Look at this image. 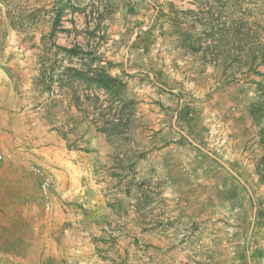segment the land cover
Masks as SVG:
<instances>
[{
    "label": "rangeland",
    "instance_id": "1",
    "mask_svg": "<svg viewBox=\"0 0 264 264\" xmlns=\"http://www.w3.org/2000/svg\"><path fill=\"white\" fill-rule=\"evenodd\" d=\"M193 2L192 18L167 15L164 38L158 32L154 44L157 62L139 70L123 62L128 50L114 2L0 0V109L18 122L14 142L49 148L38 165L52 183L47 214L57 156L93 157L76 185L91 186L101 211L94 230L66 223L56 231L74 254L82 243L69 240L77 232L87 238L84 254L67 264H264V0ZM238 11L240 30L223 32L220 12L231 23ZM99 66L124 83L121 149L95 132L99 116L72 70ZM76 91L85 109L74 106ZM235 104L256 125L262 156L255 169L247 156L224 155L218 141V122L231 120ZM205 108L214 110L210 126L186 119ZM194 129L197 142L188 140ZM240 133L247 146L248 129ZM14 258L1 262L33 264L30 255Z\"/></svg>",
    "mask_w": 264,
    "mask_h": 264
},
{
    "label": "crops",
    "instance_id": "2",
    "mask_svg": "<svg viewBox=\"0 0 264 264\" xmlns=\"http://www.w3.org/2000/svg\"><path fill=\"white\" fill-rule=\"evenodd\" d=\"M108 1L116 4L113 14L122 17L120 22L123 31L122 41L128 50L124 54L123 62L125 65L135 63L140 66L139 70L148 64L154 65L157 62L156 56L158 54H154V47L158 46L157 41L162 39L158 32L162 33L160 28L168 25L167 15L169 13L174 11L177 16H182L183 13L185 20L188 17H193V0H184L183 8L178 6L181 4L180 0H167L171 1L168 2L170 12L166 9L164 0ZM239 15V11L238 13L235 12L233 22L229 23L225 20V12H220V17L217 20L218 26L223 28V32L229 30V25L234 28L233 30H240ZM162 37L164 38V33H162ZM151 41L152 44H150ZM158 62L163 63V60H158ZM137 65L135 66L137 67ZM219 92L220 94L222 92L224 96L226 95L223 93L224 90ZM240 107L241 104H235L232 118L229 121L224 118L225 113H222L223 121L220 126L218 122V128H222L218 141L223 143L224 155L231 158L238 156L240 159L247 156L245 161L251 165L254 164L253 169H255L257 161L262 156V145L259 144L258 136L254 133L256 125H252L250 121L248 123V119H241L243 112ZM206 111H210L208 116L205 114ZM213 111L211 108H205L203 114L199 113L193 116L189 113L186 119L193 118L195 122L199 116L200 125L206 124L208 127L210 125H208L207 120L210 118V114L214 113ZM238 117L240 118L238 119ZM17 125L16 120H6L4 111L0 109V264H2L1 256H9L10 259L15 256L14 259H16V256L23 255L26 261L28 255L32 256L33 264H49L50 262L67 264L66 261L76 259L84 254L83 240L85 241L87 238L81 237V232L74 235V240H69L68 237L72 244L79 240L82 243V247H76L79 253L74 254L69 249L62 247L66 238L61 237V235L59 237V232L56 231L66 223L71 231L73 230L71 225L88 228L89 231L94 230L101 211V202L92 197L95 195L89 190L91 186L89 189H81L77 188L76 185L80 180L76 175L81 174L82 170H87L91 166L93 157L90 153H83L79 150L62 151L57 156L56 160L60 165L57 164L56 168L51 169V176L55 181L53 212L47 214L41 203L39 178L34 176L30 169L42 164L40 162L43 160L42 156L48 153L49 148L44 146L43 142L38 144V149H32V147L27 146L26 142L23 144L14 142L18 140V135L14 133ZM244 127L249 131L247 146L240 133ZM200 128L203 129L201 126ZM230 131L232 134L228 135ZM196 132L197 130L194 129L192 136H188L189 141L197 142ZM169 139L175 141L177 138ZM34 153L38 156H35ZM71 163L73 166H69ZM254 172L257 171L254 170ZM78 204L84 208L87 207V209L79 208ZM63 208L68 212L65 213ZM51 240H57L61 246H53ZM50 246L53 247L52 250H50ZM56 256H59L60 259H57ZM81 260H85V257H81ZM78 264H82V262L79 261Z\"/></svg>",
    "mask_w": 264,
    "mask_h": 264
},
{
    "label": "trees",
    "instance_id": "3",
    "mask_svg": "<svg viewBox=\"0 0 264 264\" xmlns=\"http://www.w3.org/2000/svg\"><path fill=\"white\" fill-rule=\"evenodd\" d=\"M58 17V14H56ZM74 77L80 83L86 99L92 109L99 116L94 124V130L101 134L107 141L112 142L118 148L124 147V106L122 103L124 83L121 78L113 76L103 66L95 67L88 72L72 69ZM91 88L93 90H91ZM81 91V90H80ZM74 106L84 108L78 92H74ZM104 95V96H103ZM103 96V97H102ZM121 104V105H120Z\"/></svg>",
    "mask_w": 264,
    "mask_h": 264
},
{
    "label": "built area",
    "instance_id": "4",
    "mask_svg": "<svg viewBox=\"0 0 264 264\" xmlns=\"http://www.w3.org/2000/svg\"><path fill=\"white\" fill-rule=\"evenodd\" d=\"M31 173L39 178V190L41 195V200L44 206V209L50 210L51 204V195L50 188L52 186L50 178L46 175V173L40 167H31Z\"/></svg>",
    "mask_w": 264,
    "mask_h": 264
}]
</instances>
